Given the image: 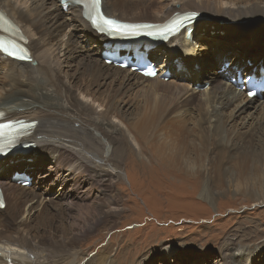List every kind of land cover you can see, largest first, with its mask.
Returning <instances> with one entry per match:
<instances>
[{"label":"bare ground","instance_id":"bare-ground-1","mask_svg":"<svg viewBox=\"0 0 264 264\" xmlns=\"http://www.w3.org/2000/svg\"><path fill=\"white\" fill-rule=\"evenodd\" d=\"M149 1L103 0V8L110 18L142 24L144 28L141 34L155 39L152 41L155 46L153 51L146 52L143 57L146 61L157 59L156 63L161 64L157 70L174 72L172 81L167 84L160 77L163 71L156 78L149 79L107 65L102 52L104 45L110 41L92 29L88 10L78 6L75 0H0V6L3 5L1 8L9 12L7 15L0 8V27L7 28L6 20H9L21 32L28 50L26 52L32 58V62L28 63L0 55V122L11 121L24 129L25 134L14 138L12 142L13 146L22 147L20 154H26L27 158L19 160V157H15L18 155H15L11 160L9 156L8 160L0 162V170L7 161L14 164L7 165L14 172L22 170L30 173L34 169H47L44 179L56 172L57 180L70 188L58 195L60 200L69 199L70 191L80 190L81 199H85L83 195L86 192L97 188L110 205L120 202L115 200L121 198L114 197L113 191L116 188L119 191L124 164L131 155L136 156V165L140 166L138 171L141 170L139 179L143 185L150 182V175L156 174L146 166L153 158L152 161L158 163L157 171L159 167L166 168L165 172L168 170L171 175L174 174L171 180L180 181L183 175L206 178L202 197L205 196L210 203L215 199L211 179L216 172L222 178L214 182L218 188L224 185L226 178L234 177L231 180H237L239 185H245L246 179H258L264 161L259 153L253 152L256 141L252 139L254 142L246 146L248 150H242L247 137L242 138L244 135L241 136L239 132L233 138L227 137L221 118L225 108L236 105L230 120L244 117L247 121H253L254 128L250 135L255 138L259 136L260 143H264V101L261 102L260 97L249 100L238 91L242 84H247L249 76L264 78V68L251 71L253 69L248 66V62H253L256 66L254 69L264 67L263 63H258L264 56V44L256 48L255 53L259 56L253 61L251 54H242L244 58L238 55L230 62L228 70L223 68L222 75H216L208 81V89L199 92L195 87L194 91L189 89L190 83H193L190 78L201 77L208 63L206 66L202 64L197 53L200 62L195 63L194 68L198 67L195 70L187 69V73L183 62L173 57L181 47L185 48V55L190 57L194 38L198 33H209L213 29L212 23L226 30L232 28L238 35H246L249 41L253 40L254 32L258 35L264 32V0H188L184 3H181L184 0H172L168 5ZM148 13L152 14L151 17L146 16ZM203 21H207L208 25H205L206 22L201 24ZM256 21L258 23L254 25ZM200 26H206L209 30L205 32L199 29ZM76 31L81 35H77ZM259 40L264 41V37ZM231 47L237 50L241 46L238 44L236 49L234 44L220 46L224 54L214 56L211 64L222 66L223 60H229ZM161 48L164 52L155 53ZM107 49L112 50L111 45H107ZM114 53L122 57L120 52ZM164 54L167 58L161 62ZM35 62L37 64L34 67ZM69 68H74L75 72L71 78L67 77L69 74L66 75L65 79L64 72ZM240 68L245 69V76L235 77L234 72ZM178 77L189 79V85L178 84ZM230 78L233 83L228 82ZM198 95L201 101H195ZM129 102L135 103L129 105ZM128 108H134L135 115L120 121L125 132L112 120H117ZM235 132L231 133L234 135ZM126 133L137 144L138 152L131 147ZM165 135L169 136L163 141ZM217 147L218 151L213 150L215 154L212 149ZM65 156L68 161L63 160ZM243 160L244 164L240 166L239 162ZM230 163L235 166V171L229 169ZM14 172L11 177L0 181L6 204L5 209H0V264H71L84 237L102 225L107 229L114 228L115 224L109 222L110 217L116 220L122 217L124 210L119 207H108V204L102 208L106 203L102 195L98 194V202L94 200L99 204L98 216L82 226L75 224L77 228L81 227V232L72 230L74 225H69L64 210L56 209L52 213L49 203L53 199L48 202L45 192H36L42 181H37L36 190L26 191L15 181L19 175L15 176ZM215 176L218 178V174ZM24 177L29 178L26 175ZM120 192L123 193L122 190L117 193ZM254 192L247 191L251 198L257 197V203L264 204V195ZM59 207L62 206L51 208ZM40 209L47 212L48 217L36 229L29 218ZM24 213L25 216L28 214L26 218ZM79 217L87 221L82 215ZM224 237L221 245L225 248L226 264L263 260L264 252L257 251L264 249V239L260 234L255 236L252 230L238 225ZM254 240L260 241L259 245L252 244ZM245 241L252 246L244 245ZM163 250L171 251L169 247ZM235 251L238 254L233 253ZM110 260L104 251L99 255L98 264H112Z\"/></svg>","mask_w":264,"mask_h":264},{"label":"rangeland","instance_id":"rangeland-1","mask_svg":"<svg viewBox=\"0 0 264 264\" xmlns=\"http://www.w3.org/2000/svg\"><path fill=\"white\" fill-rule=\"evenodd\" d=\"M130 1L142 2V0L140 1L130 0ZM150 1L151 3L157 5H164L166 3L168 5V3L170 4L172 3V0H150ZM181 1L182 0H179V2ZM186 1L188 0H184L181 3H184ZM2 6L3 5H1L0 8ZM1 9H3L6 12V14L9 15V12L6 9L4 8ZM151 15L152 14L148 13L146 16L151 17ZM254 20H256V18ZM259 20L262 21L261 18H259ZM204 23L205 25H208L207 21L201 22V24ZM256 23H258V21H256L253 24L255 25ZM211 25H212L211 28L213 29L212 30L210 29L211 31L209 33L206 34L198 33V35L194 38V42H195V44H193L194 49H190V57H187L185 55L184 47H181L174 54L173 57V58H179L183 62L185 66L184 71L186 72L188 71L187 69H192V70L197 69L198 66L194 68V64L195 63L198 64L200 62L199 58L201 59L202 64L204 63L205 66L208 63L207 66L208 68L205 69V71H203L201 77L193 76L192 77L193 79L190 78V81L193 82L192 84L190 83V85L188 82L189 79L186 78L187 80L186 79L182 80L179 77L177 78L178 84H182L185 86L189 85V89L190 90L192 89V91H194L193 90L194 87L197 89L196 91L198 92L208 89L209 88L208 81H211L216 75H222L221 71L223 70L225 65H226L225 70H228L230 68V62L234 58H237L238 55L239 57L244 58L242 54L244 55L251 54L253 55L251 61H253L255 57L259 56L256 55L255 53L257 50L256 48L261 44L262 45L264 44L263 40H259L262 37H264V32H261L259 35L254 32L252 35L253 40L249 41L248 36L241 34L238 35L237 31H232L231 26H229L231 30L230 29L226 30L225 27L223 28V27L215 26L214 23H212ZM199 29H204L205 32L209 30L206 26H200ZM76 34L81 35V33L77 31ZM254 37L256 38L254 39ZM230 44H234L235 49L237 48L238 44L241 47L237 50H234L233 47H231L232 53L229 55V60L228 59L223 60L222 66L220 65L217 66L216 64H214L213 63L214 60H212L213 64H211V59L214 56H216L217 54L219 56H222L224 54V52L220 51V46L224 47L227 45L228 47L230 46ZM104 51L105 50L103 48L102 55L104 54ZM160 51L164 52V49L161 48L159 51H156L155 53H159ZM258 52L259 51H257V53ZM197 53L199 55V58L197 57ZM166 58L167 56L166 54H164L161 58L162 59L161 62H163V60L165 61ZM150 60L152 61L153 64H155L157 68L161 65L156 63L157 59L152 58ZM258 63L259 64L263 63L264 65V56L261 62ZM36 64L37 63L35 62V65L33 64H29V65H33L35 67ZM173 65L174 64L172 63L171 66L174 67ZM109 66H114V65H109ZM248 66L253 69L251 71H258L261 70V68H264L261 66L260 68L254 69L256 66L254 65L253 62H248ZM66 70L64 72L65 73L64 78L68 74L69 75L67 77L71 78L73 76V73L75 72V69L69 68ZM125 70H129L131 74L137 73L131 71L129 68ZM167 71H168L167 80H165L166 78H162L163 80H165L166 84L168 83V81L170 82L172 81L171 79L172 76L174 75L173 71L170 70ZM187 73L186 75L188 76ZM76 74L79 77H81L80 74L78 73ZM234 75L235 77H238V75L239 77L242 75L245 76V69L240 68L239 70H236L234 72ZM37 76L39 75L37 74ZM229 81L233 83V80L231 78L228 79V82ZM200 85L203 87H200ZM243 86L246 85L242 84V86L238 89V91L246 95L245 89L242 88ZM196 100L201 101V96L200 95L196 96L195 101ZM260 101L261 102L264 101V95L260 97ZM134 103L129 102V105ZM129 105L127 107H129ZM235 106L236 105L233 104L232 106L225 108L221 118V123L226 127L225 130L227 137L233 138L238 132L239 134H241V136L244 135L242 136V138L247 137V143L245 144V148L242 149L244 151L248 150L247 149L248 147L246 146H248L247 144L249 142L252 143L256 141L255 143L257 145L255 144L254 146L255 149L253 148V152H255L256 154L259 153L258 155L263 157V161H264V143H260L261 141H259L258 138L259 136L255 138V136L253 137V135L252 136L250 135L251 131L254 128V126H252L253 121L251 120L247 121V119H244V117L243 119L242 117L235 119L236 121L230 120L232 119L231 118L233 115L232 111L234 110L233 108H235ZM133 111H135L134 108L131 109L128 108L127 110L125 109L124 113L121 114L117 120L116 119L112 120L113 124L126 132L124 125L120 123V121H124V118L132 117V115H135ZM255 124L256 122L254 123V125ZM128 132H130V130H128ZM189 132L188 134H190ZM231 132L232 133L235 132V134L233 135ZM126 135L130 140L129 142L133 150L135 152L136 151L138 152V147H136L137 144L132 140L131 135L127 133ZM168 136L169 135H165L163 141ZM153 139L155 140L154 136ZM213 150L216 152L219 150V148L217 147L216 149H212V151ZM214 151L213 153H215ZM17 155L18 156L11 155L10 157L9 156L4 157L2 160H0V162L5 161L8 157L11 160H13L14 156L19 157V160L27 159L25 157L26 154H17ZM87 156L89 157V155ZM62 158L63 160L68 161L67 156ZM152 160L153 158L149 160L150 163L146 161L148 164L146 166L156 174L150 175L149 178L150 182L143 185L142 180L139 179L140 178L139 174L141 170L139 169L140 171H138L139 165H136L138 164L136 161V156L135 157L134 155L133 157L132 155L130 156L128 162L124 164L125 171L123 170V174H122L123 176L121 181L119 182V187H120L119 191L122 190L123 193L121 192L117 193L119 192L118 188L114 189L115 192L113 191L114 197L121 198L120 200L119 198L115 200L120 201L121 203L120 202H118V204L113 203V205H110L104 199L105 198L104 195H102L100 190L97 188L91 189L90 192H86L83 195L85 199H81L82 190H80L78 192L70 191L68 193L69 195H71L69 199L67 198L66 200H60V197H58V195L62 192L68 191L70 188L69 186H64V183L57 180L58 178L56 177L57 174L56 172H54L49 178L44 179L43 178L44 174L48 173L47 169H42L38 171L34 169V171L30 173L24 172L22 170L14 172L13 169L8 168V166H13L14 164H11L9 161H7L1 167L3 173L2 174L0 173V181L1 179H6L11 177L13 172L14 175H16L17 173L24 174L29 177L30 185L26 187L23 186L21 187L24 188L26 191H32L37 186V181L41 180L42 184L37 187V190L36 189L35 190L37 193L45 192L48 195L47 196L48 202L50 199H53L52 203L51 202L49 203V211L54 213L56 209L64 210L65 215L67 217V222L69 221L68 222L69 225H74V228L72 230L75 229L76 231L79 232H81L82 229L81 227L77 228L75 224L78 223L82 226L86 222L94 220L98 216L99 214L98 211L100 210L97 209L99 206V204L97 205L98 194L102 195L101 198L103 199L104 203H106L105 206H103L102 208H105L106 205L108 206L109 204L108 207L116 206L119 207V209L121 208L122 210H124L122 213V217L120 219L116 220L110 217L109 222H113L115 224L114 228L107 229L104 228L103 225L101 227L99 226V228L95 230L92 234H90L87 237H84V239L81 240L79 246L76 249L77 254L75 255V258H73L74 262L72 261L71 264L72 263L98 264L99 255L104 251L107 252L109 258H111L110 261L112 264H137V263L138 264H226L225 263L226 258L224 257L225 248H223L221 243H223L225 240L224 236L227 235L229 232L231 233L234 230V227L238 225L245 226L247 230H252V233L255 236L256 235L258 236L260 234L261 238L264 239V204L257 203V197L251 198L250 195L247 193V191L251 190L253 192L255 191L257 193L264 195V167L263 168L261 167V172L257 180L249 181L248 179H246L245 185H239L236 182L237 180H231L234 177H231V179L226 178L225 183L221 188L214 186V182L219 181V179H222L219 172H216L215 175L218 174L217 176L218 178H216V176L214 175L213 179H211L213 183L212 189L214 192L215 199L213 202L211 201L210 203L208 199H205V196L202 197L203 195L202 193L204 191V190L202 191V188L204 189V186L206 185V178L203 179V177H199V178L191 177L192 178L191 179L190 177L183 175L184 176L183 179H181L180 181L179 180L174 181L171 180L174 174L171 175L168 170H166L165 172L166 168L160 169L159 167V171H157L156 170L157 162ZM50 162L51 161H49V163ZM239 163L240 166H242L244 164V160ZM228 165L230 166L229 169L231 168L232 171H235V166L233 165V163H230ZM17 184L20 185V182L17 181ZM17 188L19 189L20 187ZM94 197L96 199H94ZM94 200H97V202ZM57 205L62 207L51 208ZM26 206L25 208H29ZM70 210L71 212H69ZM78 214H81L85 219H87V221L84 222L83 219L79 217L81 215L78 216ZM27 216L28 214H26L25 218ZM86 216L89 217L87 218ZM47 217H48L47 212L44 213L40 209L39 212L37 211L35 214L32 213L29 219L31 220L32 226H34V228L37 229L43 225ZM107 224L110 225L108 221ZM256 239L258 240L259 238L257 237ZM258 242L260 241L254 240L251 243L254 245L256 244L259 245ZM251 243L245 241L244 245L251 247L252 246ZM166 247H169L171 251L167 252L163 250ZM257 251L263 253L264 249L263 250L257 249ZM233 253L238 254L236 251ZM243 264H264V257L263 260L253 259L252 261L244 262Z\"/></svg>","mask_w":264,"mask_h":264},{"label":"snow or ice","instance_id":"snow-or-ice-1","mask_svg":"<svg viewBox=\"0 0 264 264\" xmlns=\"http://www.w3.org/2000/svg\"><path fill=\"white\" fill-rule=\"evenodd\" d=\"M100 0H95V4H99ZM91 15V14H90ZM104 23H109L108 21H105ZM22 58V57H21ZM3 154V153H0Z\"/></svg>","mask_w":264,"mask_h":264},{"label":"clouds","instance_id":"clouds-1","mask_svg":"<svg viewBox=\"0 0 264 264\" xmlns=\"http://www.w3.org/2000/svg\"><path fill=\"white\" fill-rule=\"evenodd\" d=\"M259 97H261V96H259ZM256 98V97H255Z\"/></svg>","mask_w":264,"mask_h":264}]
</instances>
